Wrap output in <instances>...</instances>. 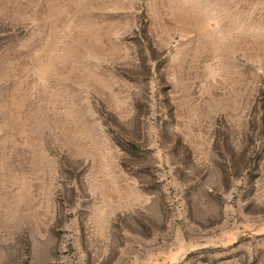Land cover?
Here are the masks:
<instances>
[{"label": "rangeland", "instance_id": "rangeland-1", "mask_svg": "<svg viewBox=\"0 0 264 264\" xmlns=\"http://www.w3.org/2000/svg\"><path fill=\"white\" fill-rule=\"evenodd\" d=\"M0 264H264V0H0Z\"/></svg>", "mask_w": 264, "mask_h": 264}]
</instances>
